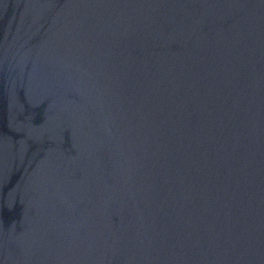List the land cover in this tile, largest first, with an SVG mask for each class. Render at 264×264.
I'll return each mask as SVG.
<instances>
[{"label":"water","instance_id":"95a60500","mask_svg":"<svg viewBox=\"0 0 264 264\" xmlns=\"http://www.w3.org/2000/svg\"><path fill=\"white\" fill-rule=\"evenodd\" d=\"M0 264H264V0H0Z\"/></svg>","mask_w":264,"mask_h":264}]
</instances>
